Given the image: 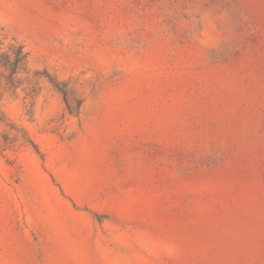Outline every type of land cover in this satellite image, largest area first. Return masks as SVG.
Wrapping results in <instances>:
<instances>
[{"label": "rangeland", "instance_id": "obj_1", "mask_svg": "<svg viewBox=\"0 0 264 264\" xmlns=\"http://www.w3.org/2000/svg\"><path fill=\"white\" fill-rule=\"evenodd\" d=\"M0 264H264V0H0Z\"/></svg>", "mask_w": 264, "mask_h": 264}]
</instances>
